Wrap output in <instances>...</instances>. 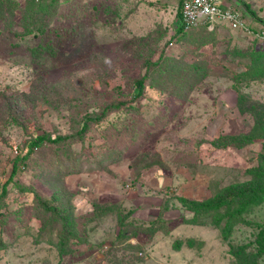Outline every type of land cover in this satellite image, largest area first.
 <instances>
[{
	"label": "rangeland",
	"instance_id": "1",
	"mask_svg": "<svg viewBox=\"0 0 264 264\" xmlns=\"http://www.w3.org/2000/svg\"><path fill=\"white\" fill-rule=\"evenodd\" d=\"M37 1L0 0V264H264V0H219L261 37L182 30L181 0ZM96 200L132 215L76 222Z\"/></svg>",
	"mask_w": 264,
	"mask_h": 264
},
{
	"label": "trees",
	"instance_id": "2",
	"mask_svg": "<svg viewBox=\"0 0 264 264\" xmlns=\"http://www.w3.org/2000/svg\"><path fill=\"white\" fill-rule=\"evenodd\" d=\"M37 2L39 3V0ZM182 2L183 1L181 0L180 1L181 11H182ZM50 10H51V7H49V6L39 5V7L37 9V12H38L37 14L41 15L43 18H46V15L49 12V18L51 19L53 17V14H52V12ZM181 11H180L179 24L181 25L180 27H182V30H183V29H185V27H184L183 19H182V16H181ZM205 26L207 27V25H205ZM199 27H201V26H199ZM45 28L38 27L37 29H35V31L39 32V30H44ZM192 29H195V28H192ZM192 29H190V30H192ZM41 32H44V31H41ZM31 33L27 32V34H31ZM254 73H256V75H254L255 76L254 78H257V76H259L260 74L264 73V69L256 70L254 68H250L248 70V73H246V74H252L253 75ZM137 85H138V95H137V97L140 98L143 95V90H144L143 89V80L139 81L137 83ZM112 108H113V106L107 107L106 112L111 110ZM106 112H103L101 116H95V117L89 116V117H87L85 119L84 127L82 128V131H80L79 134L76 135V136H72V137H70V136L69 137H64V136L61 137V136H59V137H56V138H47V139L46 138H38V139H35V140L31 141L29 143V145L27 146L26 153L24 154L23 157H21V160L25 163L31 157L32 151L35 148H37L39 146V144H41L43 142L50 143V144H59V143H62L64 141H66V140H70L72 138H76V137L81 138V137H83L85 135V133L87 132L88 125L90 123H92V122L102 120L106 116L105 115ZM230 145H235L237 149L245 147V144H243V145L242 144H238L237 145L234 142L223 143L222 145H219L217 143L215 146H216L217 150H221V149L227 148ZM70 159L71 158L66 157L67 161H69ZM19 162H20V159H17L14 162L13 171H12L11 177L7 180V182L4 184V187L2 189V197L6 194V188L11 184V182L13 181V178L15 177ZM70 164L75 166V161L72 160L70 162ZM64 165L65 164L62 165V167H61L62 169H63ZM70 171L71 172L74 171L73 173H75L76 169L75 168L74 169L71 168ZM65 173L66 174L69 173L68 167H66ZM81 173L83 174V172H81ZM81 173H79V174H81ZM70 193L74 195V193H72V192H70ZM65 196L69 197L70 195H65ZM182 200H184V199H182ZM39 204L43 205V207L45 209H47L52 215L58 217L62 228H64L59 233L60 242H61V244L63 246V251L62 252H63L64 255H68L69 253H66L65 251H69L70 250L69 244H70L72 238H76L77 237L76 228L79 229L78 225L76 223L74 224V223H70L68 221L69 218L67 217V214H66L65 210L62 209V207H60L57 197L52 196V198H50L48 200H42ZM186 205H188L187 208L190 209L193 212H199V211H202V209H204V205H199V204H196V203L187 202ZM189 205H191L190 208H189ZM122 211H123L122 207H118L117 205H114V204H109L108 205V204H106V203H104V202H102L100 200H96V202L93 204V210L86 216V217L89 216L88 219H86V217H84L82 219L78 217L77 219H75V221L78 222V219H80V220H84V222H86L87 224L90 223V222H101L102 220L107 219L110 215H114L115 214V216L118 217V220H120L121 224L125 225V223L128 222V220H127L128 217H130L132 215V212L131 211H128L126 213L124 212L125 214L123 215V213L121 214ZM237 217H238V215H236L235 220H237ZM153 232H155V230H153ZM126 235H127V233L123 232L122 236H126ZM118 236H121V234H119V232H118ZM0 245H1V243H0Z\"/></svg>",
	"mask_w": 264,
	"mask_h": 264
},
{
	"label": "built area",
	"instance_id": "3",
	"mask_svg": "<svg viewBox=\"0 0 264 264\" xmlns=\"http://www.w3.org/2000/svg\"><path fill=\"white\" fill-rule=\"evenodd\" d=\"M182 1L181 16L185 29L189 30L203 25L212 29L216 24H223L232 30H242L261 37L259 33H255L246 25L237 11L232 8H223L219 0Z\"/></svg>",
	"mask_w": 264,
	"mask_h": 264
},
{
	"label": "crops",
	"instance_id": "4",
	"mask_svg": "<svg viewBox=\"0 0 264 264\" xmlns=\"http://www.w3.org/2000/svg\"><path fill=\"white\" fill-rule=\"evenodd\" d=\"M81 190H82V188H81ZM84 190H89V187H86V189H84Z\"/></svg>",
	"mask_w": 264,
	"mask_h": 264
}]
</instances>
